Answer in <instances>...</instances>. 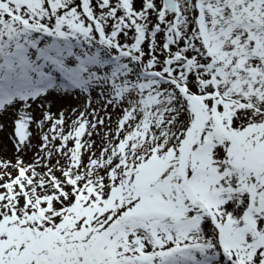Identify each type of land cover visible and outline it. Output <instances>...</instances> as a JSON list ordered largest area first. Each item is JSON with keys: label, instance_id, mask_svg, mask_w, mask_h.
<instances>
[{"label": "snow or ice", "instance_id": "1", "mask_svg": "<svg viewBox=\"0 0 264 264\" xmlns=\"http://www.w3.org/2000/svg\"><path fill=\"white\" fill-rule=\"evenodd\" d=\"M0 264H264V0H0Z\"/></svg>", "mask_w": 264, "mask_h": 264}, {"label": "rangeland", "instance_id": "2", "mask_svg": "<svg viewBox=\"0 0 264 264\" xmlns=\"http://www.w3.org/2000/svg\"><path fill=\"white\" fill-rule=\"evenodd\" d=\"M4 147L6 148L4 155L11 157L12 156V145L5 140Z\"/></svg>", "mask_w": 264, "mask_h": 264}]
</instances>
